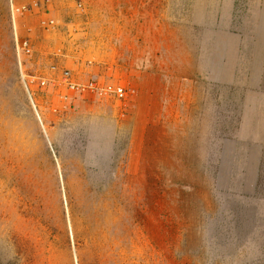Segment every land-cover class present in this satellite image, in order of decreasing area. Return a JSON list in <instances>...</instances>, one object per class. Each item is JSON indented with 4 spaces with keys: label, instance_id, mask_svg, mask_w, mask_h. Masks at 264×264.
<instances>
[{
    "label": "rangeland",
    "instance_id": "1",
    "mask_svg": "<svg viewBox=\"0 0 264 264\" xmlns=\"http://www.w3.org/2000/svg\"><path fill=\"white\" fill-rule=\"evenodd\" d=\"M96 209L134 262L264 264V0H0V264H83Z\"/></svg>",
    "mask_w": 264,
    "mask_h": 264
},
{
    "label": "bare ground",
    "instance_id": "2",
    "mask_svg": "<svg viewBox=\"0 0 264 264\" xmlns=\"http://www.w3.org/2000/svg\"><path fill=\"white\" fill-rule=\"evenodd\" d=\"M94 226L87 231L88 238L83 241L85 260L83 264H146V248L144 236H140V247L137 254V262L133 261V253L130 248V239L126 238L125 250H118L120 241L111 239L108 229H102L98 223L100 212L98 209L93 213ZM113 238V237H112Z\"/></svg>",
    "mask_w": 264,
    "mask_h": 264
},
{
    "label": "built area",
    "instance_id": "3",
    "mask_svg": "<svg viewBox=\"0 0 264 264\" xmlns=\"http://www.w3.org/2000/svg\"><path fill=\"white\" fill-rule=\"evenodd\" d=\"M42 22L43 24L51 23L52 19H44ZM16 50L18 54L23 53L25 55H29L32 52V45L30 43V40L28 38H24L20 41H17ZM60 79L69 90L78 95H101L115 93L119 96H122L125 93L124 89L120 86H106L95 79L79 81L75 79V77L66 69L61 71Z\"/></svg>",
    "mask_w": 264,
    "mask_h": 264
}]
</instances>
